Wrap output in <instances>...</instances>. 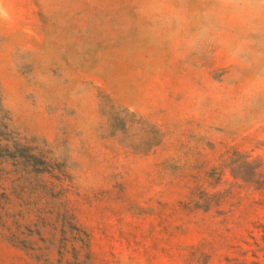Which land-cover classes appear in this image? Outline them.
Returning a JSON list of instances; mask_svg holds the SVG:
<instances>
[{"label": "rangeland", "instance_id": "1", "mask_svg": "<svg viewBox=\"0 0 264 264\" xmlns=\"http://www.w3.org/2000/svg\"><path fill=\"white\" fill-rule=\"evenodd\" d=\"M0 9V264H264V4Z\"/></svg>", "mask_w": 264, "mask_h": 264}, {"label": "clouds", "instance_id": "2", "mask_svg": "<svg viewBox=\"0 0 264 264\" xmlns=\"http://www.w3.org/2000/svg\"><path fill=\"white\" fill-rule=\"evenodd\" d=\"M226 3H232L234 5H241V4H248L250 2H253V0H225ZM256 2L260 4H264V0H256ZM6 16V13L3 9H0V18H3Z\"/></svg>", "mask_w": 264, "mask_h": 264}]
</instances>
